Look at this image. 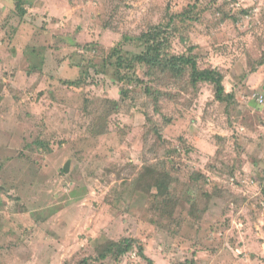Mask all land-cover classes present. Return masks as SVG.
I'll list each match as a JSON object with an SVG mask.
<instances>
[{"label":"rangeland","instance_id":"1","mask_svg":"<svg viewBox=\"0 0 264 264\" xmlns=\"http://www.w3.org/2000/svg\"><path fill=\"white\" fill-rule=\"evenodd\" d=\"M154 26L174 34V54L195 47L202 67L222 71L236 104L216 102L208 84L185 92L170 79L154 87L177 99L123 103L122 87L143 89L120 83L110 56L143 52L125 39ZM262 61L264 0H0V264H79L126 237L154 264H264ZM128 70L119 69L145 80L146 68ZM162 115L176 120L166 137L188 139L170 157L182 178L203 171L205 190H217L195 212L175 189L182 213L165 229L149 177L139 181L148 159L175 150L154 154L146 142L148 119ZM120 264L149 262L134 250Z\"/></svg>","mask_w":264,"mask_h":264},{"label":"trees","instance_id":"2","mask_svg":"<svg viewBox=\"0 0 264 264\" xmlns=\"http://www.w3.org/2000/svg\"><path fill=\"white\" fill-rule=\"evenodd\" d=\"M199 2V0H197ZM22 1L17 2V10L19 11V16L24 17L27 12L22 7ZM197 7V4L194 8ZM113 16L117 10L113 7ZM230 18V15H225ZM215 19L216 16H214ZM228 19V18H227ZM218 20V19H217ZM219 21H224L220 19ZM177 29L175 30V32ZM191 31V29H189ZM212 31V30H211ZM189 33L187 32V35ZM173 38L174 34L171 33L169 29L162 27H153L147 32H143L140 36L126 37L125 41L127 43H137L142 45L143 52L140 54H121L119 48L113 50L114 55L117 60L116 76L120 83L127 85L137 83L142 87V94H136L135 92L127 89H121V101L125 103L128 100L136 101L141 95H152L154 97V102L158 101L160 98L165 100L177 99L178 95L174 94L172 91H162L160 88L154 87L163 86V81L170 79L174 82L175 88H179L182 91H188V89L199 91L202 85L208 84L213 87V93L215 101L218 103L236 104V98L233 93H226L224 86V75L222 71L216 68H204L200 64V56L196 52L195 47H190L187 51L188 54L177 55L173 52ZM191 36H188V39ZM182 42H185L187 38L183 35L180 37ZM190 40V39H189ZM264 65V61L260 63V66ZM136 67L146 68L145 80H140L135 78L133 75L122 74L120 68H128L129 70H135ZM128 70V71H129ZM130 70V72H131ZM162 80V82H160ZM77 82H72L69 85L72 87H77ZM80 83V82H79ZM262 97V102L264 103V95ZM260 102V101H259ZM114 106L123 107V105L118 101H114ZM160 108V105H155ZM159 114H163L159 111ZM162 122H155L153 119H148L150 121V133L155 137L154 142L150 144V140L146 139L147 144L154 146L152 152L158 154L157 152L164 150V148L175 149V143L180 144L183 147L187 146L188 139L185 137L178 138L176 140H171L166 137L164 129L173 125L176 120L174 118L170 119L164 115ZM174 139V138H173ZM216 139H220L216 136ZM36 146L40 148H45L42 142H38ZM175 153V154H174ZM181 156L179 150L175 149L173 152H168L169 156H165L159 159L157 162H151L149 159L145 163L144 170L139 175V181L142 183L145 177H149L151 185L148 191L150 195V207L161 214V219H168V225H163L161 221L158 223L160 228L165 229L171 226V221L177 222L180 220L182 213V200L176 193L175 189L182 187L186 189V194L190 197L189 202L191 204V209L195 212L199 211V204L203 201H210L213 194L217 191H207L205 190V185H207L208 177L202 172L192 171L189 178L184 180L182 178L181 166L179 169V164L171 159V155ZM168 159V160H167ZM162 160V161H161ZM177 160V159H175ZM160 161V162H159ZM178 161V160H177ZM65 173V170H64ZM200 182H204L203 186ZM176 184V185H175ZM200 214H198L199 216ZM202 218V217H200ZM165 226V227H164ZM99 246H97L98 248ZM100 248V247H99ZM99 250V249H98ZM134 250L139 251V257L149 264H154L145 254V247L141 241L133 237L122 238L119 241L111 240L107 245L102 247L96 258H90L81 261L79 264H89L91 263H106L115 262L120 264L125 256ZM191 264H197L194 260Z\"/></svg>","mask_w":264,"mask_h":264},{"label":"water","instance_id":"3","mask_svg":"<svg viewBox=\"0 0 264 264\" xmlns=\"http://www.w3.org/2000/svg\"><path fill=\"white\" fill-rule=\"evenodd\" d=\"M68 170H69V165L67 164L65 167V172H68Z\"/></svg>","mask_w":264,"mask_h":264},{"label":"clouds","instance_id":"4","mask_svg":"<svg viewBox=\"0 0 264 264\" xmlns=\"http://www.w3.org/2000/svg\"><path fill=\"white\" fill-rule=\"evenodd\" d=\"M261 98H262V97H260L258 100L261 101Z\"/></svg>","mask_w":264,"mask_h":264},{"label":"built area","instance_id":"5","mask_svg":"<svg viewBox=\"0 0 264 264\" xmlns=\"http://www.w3.org/2000/svg\"><path fill=\"white\" fill-rule=\"evenodd\" d=\"M261 102H262V98H261Z\"/></svg>","mask_w":264,"mask_h":264}]
</instances>
